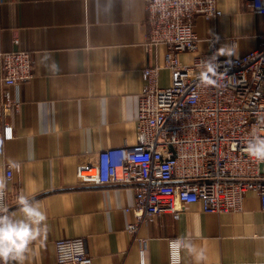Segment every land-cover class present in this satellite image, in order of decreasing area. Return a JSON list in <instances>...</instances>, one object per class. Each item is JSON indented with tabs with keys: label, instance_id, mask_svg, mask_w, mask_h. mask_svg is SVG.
<instances>
[{
	"label": "crops",
	"instance_id": "0c3cea01",
	"mask_svg": "<svg viewBox=\"0 0 264 264\" xmlns=\"http://www.w3.org/2000/svg\"><path fill=\"white\" fill-rule=\"evenodd\" d=\"M217 6L218 19H197L198 53L181 54L182 63L210 52L212 39L232 57L258 47L261 22L249 0ZM146 19V0H0V69L3 53L24 50L34 71L30 81L0 89V179L9 213L21 216L16 201L23 194L47 217V232L24 264H73L86 249L92 264H170L168 240L175 237L196 250L184 247L181 264H264V210L253 191L239 211L184 205L179 218L163 214L131 234L132 187L80 185V165L137 142L143 70L162 64L167 52L147 53ZM159 83L172 84L169 69ZM6 127L13 137L5 138ZM15 164L20 169L8 179Z\"/></svg>",
	"mask_w": 264,
	"mask_h": 264
},
{
	"label": "built area",
	"instance_id": "2783aa9c",
	"mask_svg": "<svg viewBox=\"0 0 264 264\" xmlns=\"http://www.w3.org/2000/svg\"><path fill=\"white\" fill-rule=\"evenodd\" d=\"M148 27L145 48L154 54L166 49L162 64L143 70L145 82L136 116L137 142L101 151L95 164L77 169L81 186L132 187L135 203L127 208L136 234L163 214L179 218L184 205L200 203L207 213H231L243 207L250 191L261 198L264 210V161L248 156L246 142L255 130L264 135V0H249L259 16L258 47L245 55L221 57L214 39L208 53L184 64L179 56L198 53L202 41L198 18L216 20L222 12L217 0H146ZM236 46V41L232 40ZM217 55V74L206 84L202 61ZM171 71V83H159L162 70ZM0 89L20 86L34 76L28 51L1 55ZM13 137L11 127L5 138ZM20 166L7 167L12 179ZM3 190L0 206L6 204ZM168 240L170 264L182 263L184 247ZM142 262L144 263L143 259ZM87 249L74 255L73 264H92Z\"/></svg>",
	"mask_w": 264,
	"mask_h": 264
},
{
	"label": "clouds",
	"instance_id": "9594fccd",
	"mask_svg": "<svg viewBox=\"0 0 264 264\" xmlns=\"http://www.w3.org/2000/svg\"><path fill=\"white\" fill-rule=\"evenodd\" d=\"M219 55L232 57L236 53L231 48H221ZM217 55L202 61L204 71L200 73L202 81L206 84L215 83L210 74L215 76L219 65L216 63ZM245 151L248 156L258 161H264V135L255 130L246 142ZM5 183L0 179V199H2ZM17 210L20 217L10 214L7 207L0 206V264H24L27 253L31 251L30 245L47 232L46 215L29 197L21 194L17 197ZM177 247H187L195 252L191 243L182 240L173 242ZM203 252L196 253V260H202Z\"/></svg>",
	"mask_w": 264,
	"mask_h": 264
}]
</instances>
